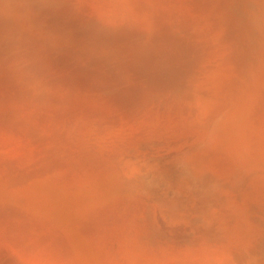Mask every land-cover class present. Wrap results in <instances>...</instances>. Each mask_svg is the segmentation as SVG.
<instances>
[{
  "label": "rangeland",
  "instance_id": "obj_1",
  "mask_svg": "<svg viewBox=\"0 0 264 264\" xmlns=\"http://www.w3.org/2000/svg\"><path fill=\"white\" fill-rule=\"evenodd\" d=\"M0 264H264V0H0Z\"/></svg>",
  "mask_w": 264,
  "mask_h": 264
}]
</instances>
